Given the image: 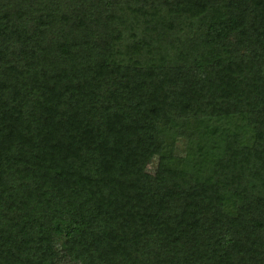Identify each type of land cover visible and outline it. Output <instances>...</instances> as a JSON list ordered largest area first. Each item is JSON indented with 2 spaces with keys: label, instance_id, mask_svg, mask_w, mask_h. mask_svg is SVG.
Returning <instances> with one entry per match:
<instances>
[{
  "label": "trees",
  "instance_id": "trees-1",
  "mask_svg": "<svg viewBox=\"0 0 264 264\" xmlns=\"http://www.w3.org/2000/svg\"><path fill=\"white\" fill-rule=\"evenodd\" d=\"M0 264H264V0H0Z\"/></svg>",
  "mask_w": 264,
  "mask_h": 264
},
{
  "label": "rangeland",
  "instance_id": "rangeland-1",
  "mask_svg": "<svg viewBox=\"0 0 264 264\" xmlns=\"http://www.w3.org/2000/svg\"><path fill=\"white\" fill-rule=\"evenodd\" d=\"M153 166H154L153 164H150V166L148 167V171H150V172H151V171H152V168H153Z\"/></svg>",
  "mask_w": 264,
  "mask_h": 264
}]
</instances>
